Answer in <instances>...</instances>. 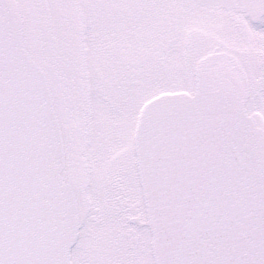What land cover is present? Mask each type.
<instances>
[{"label": "snow or ice", "instance_id": "1", "mask_svg": "<svg viewBox=\"0 0 264 264\" xmlns=\"http://www.w3.org/2000/svg\"><path fill=\"white\" fill-rule=\"evenodd\" d=\"M0 264H264V0H0Z\"/></svg>", "mask_w": 264, "mask_h": 264}]
</instances>
